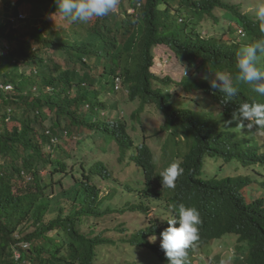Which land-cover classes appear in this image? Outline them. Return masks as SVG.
Segmentation results:
<instances>
[{
    "label": "clouds",
    "instance_id": "9594fccd",
    "mask_svg": "<svg viewBox=\"0 0 264 264\" xmlns=\"http://www.w3.org/2000/svg\"><path fill=\"white\" fill-rule=\"evenodd\" d=\"M128 1L56 0L59 12L65 17H70L68 23L70 27L78 30L82 24L83 29L90 30L95 36L99 31L105 29L110 36L108 39L109 46L114 39L119 46V52L122 54L119 63L122 66V71H119L115 76L106 73V67L101 64L102 60L87 64L85 70H81L85 81L79 87H72L69 93L70 97H78L80 87L87 92L92 91V93L88 94L78 108L72 107V109L77 110V121L68 117L57 123V116L53 111L46 113L45 118L40 117L37 123L42 131L51 138L52 144L60 145L61 154L65 155L66 173L58 174L59 176L62 175L60 179L65 176L71 177L75 183L76 177L81 178L83 173L88 174L91 176L92 182L97 184L99 198L105 202L104 207L106 205L112 207L111 211L102 216L92 213L85 214L84 217L77 219L78 227L89 238L100 236L111 241L110 244L98 246L97 264L102 257L100 248L104 245L124 250L127 257L125 264H146V260H149L148 264H255L251 258V248L245 242L246 239L238 233H225L206 244L201 242L202 238L198 236L199 225H204L201 213L196 208L197 206L185 202L179 203L178 201L195 193L200 195L198 198L203 202L204 199L210 200L212 197L208 195L216 192L219 188L218 184H225V178L231 176L253 175L254 182L246 188H250L255 182H258V186L264 192L261 181L264 178V34H262L264 33V0H259L255 8V16L252 12H245L244 4L240 3L243 5L244 14H251L255 22H260V32L257 30L253 37H249L244 26H240L226 17L228 8L221 6L216 8L224 9L225 18L237 24L236 27L232 24L229 25L235 28L234 32L229 31V26L226 29L229 34L227 40L216 35L208 36L203 31V22L209 17L216 18V9L212 14L201 13L198 15L195 13L198 19L193 20L189 14L190 10L179 11V8L173 7L169 23L178 24L181 38L185 40L184 45L179 50H176L165 40L166 28L158 24L152 30H148L146 26L142 25V19L139 17L135 19L136 21H132L131 18L136 13V8L131 7ZM223 1L228 3L226 0ZM177 3L179 4V2ZM140 4L141 2L138 6ZM123 5L125 6L123 7ZM22 17L25 19L28 14ZM216 20L218 19L216 18ZM60 33L63 35H61L62 40L68 43L69 40L65 31L62 30ZM247 36L252 41H245L244 38ZM128 41L133 43L129 52L126 51ZM224 44L234 48L232 55L224 50ZM2 48L3 45L1 44L0 50ZM36 49L37 46L34 50ZM60 55L61 51H57L55 56ZM174 60L182 64L179 67L180 79L178 84L171 82L169 77L171 74H164L169 70L171 62ZM138 62L146 67L147 72L153 78L151 90L154 93H148L149 98L136 95L130 91L125 82V67L137 69ZM205 69L209 72L206 75ZM155 81L160 86L155 87ZM159 88L170 94V99L177 102L178 109L186 108L199 118L197 135L200 139L208 136L209 133H214V130H225L228 146H254L259 150L261 162L254 166L243 165L238 159L227 161L221 154L197 157L196 151L198 150L193 144V137L175 132L170 135V132L165 131L163 124L167 116L166 112L161 110L162 99L156 95L159 93L157 90ZM1 89L10 90L12 86L0 82ZM119 94H124L122 100L108 98V95L116 98ZM189 96L192 98L185 101L183 97ZM189 102H192L193 105L188 106ZM215 105L220 106L219 110L216 111ZM151 112L160 114L161 119L160 126L152 129L145 121V117ZM86 121L94 127L87 125ZM117 121L126 123L128 133L135 140L137 149L133 157H130L131 151L123 153L117 146L116 140H110L100 131V126ZM76 133L81 135L77 140V143L80 144L79 151L77 154H71L61 144V141L68 137H76ZM216 137L218 138V136ZM150 140L162 142L159 147L160 154L154 151V146L150 144ZM144 141L148 144L147 147L149 153L152 154V160H149L140 148ZM50 148V146H45L44 150L50 152ZM88 148L96 149V151L94 160L86 165L87 161L82 160L81 152H86ZM115 149H118L123 157L128 154L129 163L135 165V171L130 177L125 176L124 172H115L104 160L97 158L99 153ZM138 154L140 157L136 160L135 157ZM218 155L224 161L220 164V168L224 169L225 163H230L231 166V162L237 160L242 166L251 169L254 173L234 175L230 172L234 170V167L231 166L233 169L225 171L223 176H210L209 172L217 164ZM0 158L2 163L1 155ZM70 159L74 161L72 167H69L68 161ZM58 175L54 176V182L58 181L56 180ZM16 177L24 179L22 183L25 186L35 185L31 173L23 171L22 176L16 175ZM48 180L51 181V177ZM108 180L115 181L113 188H111L112 193H103L101 182ZM202 181L209 182L213 186L205 188L201 184ZM124 183L126 184V192L120 193L118 200L113 201L117 190L123 187ZM63 185H65L64 180ZM246 188L242 190L244 195ZM140 194L149 198L147 200L151 203L149 209L133 210L129 205L137 206L145 202L146 199ZM246 198L248 200H261L264 207V195L258 197L250 195ZM63 204L66 214L78 211L82 206V203H72L74 208L67 212L68 203L63 201ZM175 206H178L176 213L174 212ZM161 208L169 211L166 218L157 213ZM126 214H133L139 218L150 217L149 224L145 226L143 223L139 230L129 232H125L121 226L115 227L114 230L126 233L120 242L107 232L106 234L98 233L90 236L80 228V223L85 218L112 215L113 221H116V218ZM255 218L256 227L264 232V210L257 212ZM49 220L51 219L46 221ZM25 224L27 222L23 225ZM160 227L163 229L158 234L157 230ZM35 228L34 225V230ZM27 234L24 236L19 235V233L14 234V237L22 238L21 241L13 245V258L19 264H35L27 257L31 247V243L23 239ZM49 234L53 236L55 233L50 232ZM232 236H236L234 242L223 243ZM156 237L158 240L154 242ZM218 242L222 244L215 252H211L216 247V245L212 247V244ZM154 246L156 247L154 248ZM24 252H26V257H24ZM202 253L205 256H201Z\"/></svg>",
    "mask_w": 264,
    "mask_h": 264
},
{
    "label": "trees",
    "instance_id": "16d2710c",
    "mask_svg": "<svg viewBox=\"0 0 264 264\" xmlns=\"http://www.w3.org/2000/svg\"><path fill=\"white\" fill-rule=\"evenodd\" d=\"M128 3L136 8L132 21L139 17L148 30L158 24L166 28L165 40L176 50L184 45L185 40L181 38L178 24L169 23L173 7L179 11L191 10L198 15L212 14L217 7H225L228 8L226 17L244 26L249 37H253L257 30L260 32V22H255L251 14H244L242 4L230 5L223 0H129ZM25 5L29 8L26 10L28 17L24 19L22 15L26 12L22 9ZM69 20L70 17L59 12L56 0H0V45H3L0 50V82L12 86L10 90H0V155L3 158L2 163L0 158V264H19L13 258V245L22 238L14 237V234H18L26 222L36 227L23 238L31 243L27 257L35 264H97L98 246L111 243L106 237L89 238L80 231L77 219L91 213L102 216L112 207H104L97 184L88 174L76 177L75 183L68 188L64 187L62 179L54 182L55 175L66 173V158L61 154L60 145L52 144L51 138L37 124L40 117L45 118L46 113L53 111L57 123L68 117L77 121V110L72 107L78 108L92 91L80 87L76 98L70 97L69 93L72 87H79L85 81L81 72L85 65L100 59L106 73L115 76L122 71L119 65L122 54L117 42L113 39L109 46L105 37L98 38L88 29L78 34L74 30L76 36L70 41L73 56H64L65 63L58 62L57 51L65 55L70 50L60 33L64 30L69 37ZM229 31L234 32L235 28L231 25ZM249 37L244 40L252 41ZM132 46L133 43L128 41L126 51L129 52ZM223 48L233 54L232 46L224 44ZM208 73L205 69V75ZM125 76L127 86L136 95L149 98L148 93H154L151 90L153 78L141 62L137 63V69L125 67ZM157 90L159 93L155 94L162 99L161 110L167 116L163 124L165 131L170 135L175 132L193 137L197 157L221 154L227 161L238 159L243 165L254 166L261 162L259 150L254 146H228L225 130H214L200 139L197 135L199 118L186 108L178 109L170 94L160 88ZM85 123L94 127L88 121ZM100 131L110 140H116L123 153L131 151L130 157L134 156L137 146L125 122L102 125ZM45 146H50L51 151L44 150ZM147 146L144 141L140 148L152 160ZM139 157L138 154L135 159ZM48 167L51 181L40 175V171ZM23 171L32 174L34 186L15 182L16 175L22 176ZM238 177L225 178V184H218L217 191L208 195L212 197L210 200L204 199L203 202L194 191L195 194L178 202L197 206L204 220V225H199L201 242L206 244L225 233H238L251 248L253 262L264 264V232L255 224L256 213L264 210L263 203L248 200L242 193L254 182V176ZM201 184L205 188L213 186L206 181ZM56 185H60L59 190ZM140 196L146 201L137 206L129 205L133 210L149 209V198ZM62 199L73 204L82 203V206L80 210L66 214ZM177 209L175 206V213ZM49 215L52 217L48 218ZM162 229L158 228L157 233L160 234ZM50 232L55 234L50 236Z\"/></svg>",
    "mask_w": 264,
    "mask_h": 264
},
{
    "label": "rangeland",
    "instance_id": "374dc122",
    "mask_svg": "<svg viewBox=\"0 0 264 264\" xmlns=\"http://www.w3.org/2000/svg\"><path fill=\"white\" fill-rule=\"evenodd\" d=\"M226 2H228L229 4H240L243 3L244 4V11L245 12H252L253 15L255 16V8L259 2V0H226ZM29 8V6H26L22 9L26 12V10ZM225 10L222 8H218L215 11V16L218 20H216V18L214 17H209L208 19H206L203 24H202V28L204 33L208 36L210 35H216L218 37H222L224 40L229 39V34L228 31H226V29H228V26L230 24H232L234 27L237 26V24L233 23L231 20L225 18L224 16ZM25 14H28V12H26ZM25 14H23L22 16H25ZM190 16L192 17L193 20H197L198 16L190 10L189 12ZM192 24V23H191ZM225 26V27H224ZM83 33V26L82 24H80L77 33ZM76 34H74V28L71 27V31H70V35L68 37L69 42L67 43L70 47V50L68 53H66L65 55H60V56H56V59L58 62H63L65 63L66 60H64V56H73V47L71 44V40L76 36ZM101 34L103 35V37H105L108 41V39H110V36L108 35L107 31L105 29H103L102 31H99L97 33V37L101 38ZM79 36H81L79 34ZM67 37V34H66ZM64 60V61H63ZM98 62H100V59H98ZM180 65H182L181 63L177 62L176 60H174L173 62H171V66L169 67V70L166 71L164 74L169 73L171 74V76H169L171 78V82H174L175 84L179 83V79H180ZM27 66V65H26ZM165 76V75H164ZM155 87L160 86L159 83H157L156 81L154 82ZM112 98V99H120L122 100L124 98V94H119L116 98H114L113 96L108 95V98ZM185 101H188L189 99L192 98V96L189 97H183ZM193 105L192 102L188 103V106ZM215 109L216 111L219 110L220 106L219 105H215ZM145 121L149 124V127L152 129L154 127L160 126L161 124V119H160V114L156 113V112H151L147 117H145ZM80 132V130H79ZM81 135L76 133V137H68L65 140L61 141V144L63 146H65L68 151L71 154H77V152L79 151L78 148L80 146L79 143H77L78 138H80ZM150 144H152L154 146V151L157 152L158 154H160L159 151V147L161 146L162 142L161 141H156V140H150ZM95 151L96 149L92 150L91 148H88V150L86 152H81V158L82 160H86V165H88L89 163H91L94 160L95 157ZM97 158L100 160H104L115 172H124L125 176H129L132 174V172L135 171V165L133 163H129L130 159L128 158V154L123 157V155L120 153V151L118 149H115L113 151H108V152H101L97 155ZM217 164L214 165L211 169V171L209 172L210 176L213 175H219V176H223L225 174V171H229L234 167L233 171H230L232 174L234 175H238V174H249V173H254L251 169L245 168L244 166H242L240 164V162H238L237 160L231 162V166L230 163H225V167L224 169L220 168V164L223 163V158L218 155L217 158ZM69 167H72L73 165V159H70L69 161ZM50 167L46 168V169H42L41 170V175L43 176V178L45 179H50V175H49V169ZM257 172V171H256ZM61 176H57L56 180H59ZM249 177V176H248ZM64 180V187H68L69 185H71L72 183H74V180L71 177H63L62 178ZM24 179H20V178H15V182L17 184H20L23 182ZM262 181V187L264 190V178L261 179ZM115 181H105V182H101V186H102V190L103 193H112L111 188H113ZM56 189L59 190L60 186L57 185ZM250 190V191H249ZM126 192V184L124 183L123 187H120V189L117 190L116 192V196L113 199V201H117L119 198V194H124ZM245 195L250 197V195H253L254 197H258L260 195H264V192L262 191V189L258 186V182H255L254 185L250 188H246V190L244 191ZM128 199V198H127ZM64 202L68 203L67 207H66V211L70 212L74 206L72 205L71 201H68L67 199H62ZM78 206V205H77ZM157 213L166 218V216L169 214V211L164 210L163 208H161L160 211H157ZM52 217V215H49L48 218ZM116 221H113V216L112 215H107L105 217H89V218H85L81 223H80V228L82 229L83 232L87 233L88 235H93V234H98V233H102V234H109V235H113L116 240H118L119 242L121 241L122 238H124L126 236L125 232H129L131 230H139L141 228V226L143 225V223L145 224V226L147 224H149L150 221V217H138L136 215L133 214H126L122 217H118L115 219ZM121 226L122 228L125 229L124 231H116L114 230L115 227ZM32 230H34V226L31 223H27L25 225H23L20 229L19 235L24 236L25 234L31 232ZM236 236H232L231 238H227L223 243L226 244L229 241H235ZM158 237L155 238L154 242H157ZM222 243H213L212 247L216 245L215 248H213L211 250V252H215V250L221 245ZM126 245V244H125ZM211 247V248H212ZM210 248V249H211ZM100 251L102 253V257L99 260V264H125L127 261V257H126V253L124 252V250L118 249V248H113L110 245H104L100 248ZM201 256H205L204 253L200 254ZM24 257H26V252H24ZM149 260H146V264H148Z\"/></svg>",
    "mask_w": 264,
    "mask_h": 264
}]
</instances>
